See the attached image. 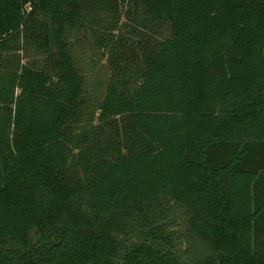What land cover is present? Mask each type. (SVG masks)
I'll use <instances>...</instances> for the list:
<instances>
[{"label": "trees", "instance_id": "obj_1", "mask_svg": "<svg viewBox=\"0 0 264 264\" xmlns=\"http://www.w3.org/2000/svg\"><path fill=\"white\" fill-rule=\"evenodd\" d=\"M0 264H264V0H0Z\"/></svg>", "mask_w": 264, "mask_h": 264}, {"label": "rangeland", "instance_id": "obj_2", "mask_svg": "<svg viewBox=\"0 0 264 264\" xmlns=\"http://www.w3.org/2000/svg\"><path fill=\"white\" fill-rule=\"evenodd\" d=\"M177 225V224H176ZM174 229H176V227H173ZM179 232H180V228H179V226L177 225V234H179ZM180 244L182 245V246H184V242H180ZM180 246V245H179Z\"/></svg>", "mask_w": 264, "mask_h": 264}]
</instances>
